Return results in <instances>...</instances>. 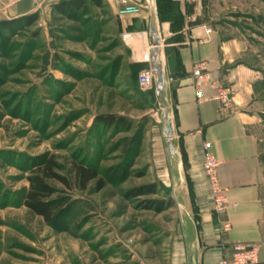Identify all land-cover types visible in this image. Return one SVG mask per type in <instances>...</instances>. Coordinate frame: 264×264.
<instances>
[{"label": "rangeland", "instance_id": "obj_1", "mask_svg": "<svg viewBox=\"0 0 264 264\" xmlns=\"http://www.w3.org/2000/svg\"><path fill=\"white\" fill-rule=\"evenodd\" d=\"M28 1L35 5L0 0V20L20 17L12 13ZM85 1L87 10L76 20L43 1L24 14L36 15L30 26L2 31L0 264H164L171 248L175 207L155 213L136 206L143 197H123L148 183L158 192L150 198L174 197L159 138L164 110L157 88L137 85L148 60H137L142 48L133 33L109 22L106 0ZM207 6L210 21L245 39L247 62L263 79L250 109L263 116L255 133L264 168V0H208ZM140 41L147 51L151 43ZM103 114L122 117L130 129L95 124ZM44 154L54 156L58 173L71 183L65 188L49 181L57 189L53 198L72 203L70 212L51 224L20 204L35 160ZM73 161L97 167L103 188L95 191L91 182L86 190L77 189Z\"/></svg>", "mask_w": 264, "mask_h": 264}, {"label": "crops", "instance_id": "obj_2", "mask_svg": "<svg viewBox=\"0 0 264 264\" xmlns=\"http://www.w3.org/2000/svg\"><path fill=\"white\" fill-rule=\"evenodd\" d=\"M43 1L60 0H34L35 5L28 1L17 5L12 15L37 10ZM106 1L109 22L116 21L123 33H133L142 48L137 60H148L154 70L153 84L164 110L159 138L168 184L174 191L170 207L176 212L164 264H219L220 259L230 257L237 243L258 245L256 264H264V168L255 133L263 116L250 109L263 79L247 62L245 39L207 18L208 0H173L181 15L175 30L169 21L158 20L155 0H133L142 5L141 11L126 17L117 15L116 0ZM146 38L152 45L147 51L140 41ZM201 61L206 63L209 82L198 88L197 96L191 70ZM213 84L232 92L228 115L219 113ZM205 141L211 143L219 162L217 175L229 202L219 213L213 211L202 168ZM224 223L230 225L228 230L221 229Z\"/></svg>", "mask_w": 264, "mask_h": 264}, {"label": "trees", "instance_id": "obj_3", "mask_svg": "<svg viewBox=\"0 0 264 264\" xmlns=\"http://www.w3.org/2000/svg\"><path fill=\"white\" fill-rule=\"evenodd\" d=\"M97 3L99 2L97 1ZM155 3L158 20H167L171 23V29H177L181 23L178 3L173 0H155ZM52 10L69 20H76L79 14L86 12L87 2L85 0H60L52 5ZM35 19L36 15L30 14L10 20H0V39L3 37L2 31H11L20 23L22 26H30L35 22ZM95 124L114 130L127 131L130 129L129 123L114 114L96 116ZM33 166L35 168L31 176L27 177L28 187L21 194L20 204L36 216L41 217L45 223L51 224L59 214L65 211L70 212L72 203L63 196L53 198L57 189L49 181H56L65 188H71V183L68 178L58 173L59 165L52 155H42L35 160ZM72 168L73 183L77 189L86 190L91 182L95 183V191L103 188L104 181L99 177L97 167L94 165L73 161ZM157 193L156 185L148 183L128 189L124 192L123 197L127 200L143 197L136 206L142 210L159 213L170 207L171 200L150 198Z\"/></svg>", "mask_w": 264, "mask_h": 264}, {"label": "built area", "instance_id": "obj_4", "mask_svg": "<svg viewBox=\"0 0 264 264\" xmlns=\"http://www.w3.org/2000/svg\"><path fill=\"white\" fill-rule=\"evenodd\" d=\"M118 3L117 15L119 17L136 16L140 13L142 5L133 0H116ZM194 1V0H188ZM206 32L209 33L210 29L207 28ZM151 50V45H148ZM191 74L193 77V85L198 96V88L209 82V74L207 72L205 62H197L193 65ZM155 73L151 66L141 70L137 76V85L141 90H150L153 87ZM216 89V94L213 97L219 104V113L228 115L232 111V92L228 87L219 84L212 85ZM203 162L202 168L204 176L208 185V189L212 199V207L214 212H223L228 206L229 202L226 197V189L221 186L218 175L217 167L218 160L215 158L211 151V143L209 141L203 142ZM230 225L224 223L221 227L222 230H228ZM258 262V245L253 243H237L232 245V251L229 258H222L219 264H256Z\"/></svg>", "mask_w": 264, "mask_h": 264}]
</instances>
